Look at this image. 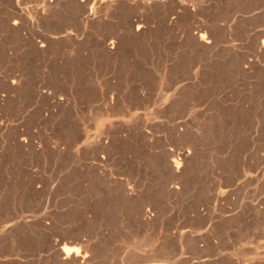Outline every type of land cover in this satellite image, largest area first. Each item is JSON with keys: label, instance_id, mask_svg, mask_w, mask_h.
<instances>
[{"label": "rangeland", "instance_id": "obj_1", "mask_svg": "<svg viewBox=\"0 0 264 264\" xmlns=\"http://www.w3.org/2000/svg\"><path fill=\"white\" fill-rule=\"evenodd\" d=\"M102 1L0 0V264H264V0Z\"/></svg>", "mask_w": 264, "mask_h": 264}, {"label": "bare ground", "instance_id": "obj_2", "mask_svg": "<svg viewBox=\"0 0 264 264\" xmlns=\"http://www.w3.org/2000/svg\"><path fill=\"white\" fill-rule=\"evenodd\" d=\"M99 2V1H98ZM101 2H103L102 0H101ZM100 2V3H101ZM104 3V2H103ZM110 3V2H109ZM111 4V3H110ZM100 6V5H99ZM89 19V18H88ZM14 24H16V23H14ZM133 25L135 26L136 25V30L137 31H140L142 28H143V26L142 25H140L137 21L135 22H133ZM142 31V30H141ZM70 33V32H69ZM195 35H196V38L198 39V41H201V43L203 42L204 44H209V43H211L209 40H207V38H206V35H205V33H203L202 32V29L200 28V29H198L197 30V32L195 33ZM67 36V35H66ZM113 42V41H112ZM114 43V42H113ZM42 47H43V45H42ZM261 49H263L264 50V41L261 43ZM110 48V47H109ZM114 49V48H113ZM172 158V157H171ZM174 158V157H173ZM184 158V157H183ZM178 159V158H177ZM177 159H174V160H171L172 161V165H174L173 167L176 169V170H178V169H180L181 167H180V161H178ZM180 162V163H179ZM170 164V165H171ZM145 221V220H144ZM185 234V233H184ZM80 240L79 241H77V243H78V245H80V246H82V247H85V242H84V240H81V238H79ZM87 246V245H86ZM84 250H85V248H84ZM85 251H87V250H85ZM81 253H82V255L79 253V248H72V247H67V246H64L63 248H62V254L64 253V260H70V262H72V263H74V264H81V263H83L84 261H86V255H83V252L82 251H80ZM60 257V256H59ZM61 260V259H60ZM90 260V259H89ZM66 263V262H65ZM87 263V262H86ZM89 263V262H88Z\"/></svg>", "mask_w": 264, "mask_h": 264}]
</instances>
